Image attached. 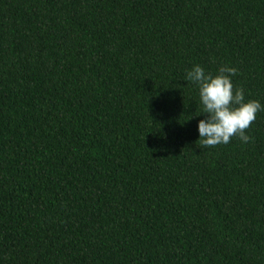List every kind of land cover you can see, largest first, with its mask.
<instances>
[{"label": "trees", "instance_id": "1", "mask_svg": "<svg viewBox=\"0 0 264 264\" xmlns=\"http://www.w3.org/2000/svg\"><path fill=\"white\" fill-rule=\"evenodd\" d=\"M197 64L264 104V0H0V264H264V111L201 145Z\"/></svg>", "mask_w": 264, "mask_h": 264}, {"label": "clouds", "instance_id": "2", "mask_svg": "<svg viewBox=\"0 0 264 264\" xmlns=\"http://www.w3.org/2000/svg\"><path fill=\"white\" fill-rule=\"evenodd\" d=\"M236 72L227 64L220 65L216 74L206 73L198 64L186 72L183 81L198 89L200 112L196 116L204 117L197 121L198 141L205 147L227 144L233 137L248 143L246 130L256 114L264 111V104L246 100L244 90L234 87L232 77Z\"/></svg>", "mask_w": 264, "mask_h": 264}]
</instances>
